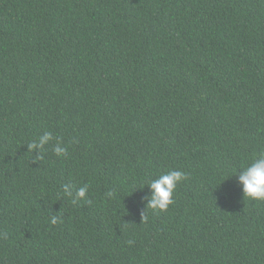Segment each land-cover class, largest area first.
I'll return each mask as SVG.
<instances>
[{
  "label": "trees",
  "instance_id": "obj_1",
  "mask_svg": "<svg viewBox=\"0 0 264 264\" xmlns=\"http://www.w3.org/2000/svg\"><path fill=\"white\" fill-rule=\"evenodd\" d=\"M257 155L264 0H0V264H264Z\"/></svg>",
  "mask_w": 264,
  "mask_h": 264
},
{
  "label": "clouds",
  "instance_id": "obj_2",
  "mask_svg": "<svg viewBox=\"0 0 264 264\" xmlns=\"http://www.w3.org/2000/svg\"><path fill=\"white\" fill-rule=\"evenodd\" d=\"M53 139L51 132H45L38 140L27 145L28 150H43ZM53 151L57 156L66 155L67 148L60 141L53 146ZM186 179V174L179 170H169L162 173L157 178L148 181L147 187L150 194L144 198L146 207L153 210L166 211L174 203L175 189L179 183ZM237 182L241 187L243 197L253 201H264V156L257 155L250 164L242 168L237 175ZM143 189V188H142ZM87 186L80 187L75 191L76 203L78 199L86 198ZM65 195L72 197L73 191L69 185L64 186ZM111 195V193H109ZM57 217H51V223H57Z\"/></svg>",
  "mask_w": 264,
  "mask_h": 264
}]
</instances>
